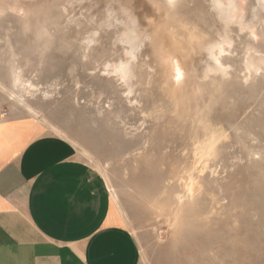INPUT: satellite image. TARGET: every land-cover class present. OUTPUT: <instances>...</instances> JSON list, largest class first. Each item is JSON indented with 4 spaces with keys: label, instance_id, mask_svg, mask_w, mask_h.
I'll use <instances>...</instances> for the list:
<instances>
[{
    "label": "rangeland",
    "instance_id": "1",
    "mask_svg": "<svg viewBox=\"0 0 264 264\" xmlns=\"http://www.w3.org/2000/svg\"><path fill=\"white\" fill-rule=\"evenodd\" d=\"M241 4L229 22L211 0H0L3 115L75 144L144 264H264V0ZM124 9L145 45L132 52ZM190 173L201 190L175 220Z\"/></svg>",
    "mask_w": 264,
    "mask_h": 264
},
{
    "label": "crops",
    "instance_id": "2",
    "mask_svg": "<svg viewBox=\"0 0 264 264\" xmlns=\"http://www.w3.org/2000/svg\"><path fill=\"white\" fill-rule=\"evenodd\" d=\"M116 214L74 143L0 109V264H144Z\"/></svg>",
    "mask_w": 264,
    "mask_h": 264
},
{
    "label": "bare ground",
    "instance_id": "3",
    "mask_svg": "<svg viewBox=\"0 0 264 264\" xmlns=\"http://www.w3.org/2000/svg\"><path fill=\"white\" fill-rule=\"evenodd\" d=\"M168 1H173V0H168ZM211 1H212V5H213L214 9L218 12V15H219V17H220L221 20H225V21H229V22L239 20L238 17H240L241 16V13H242L241 0H211ZM243 1H245V0H242V2ZM253 1L254 0H252V3H253ZM257 1L259 2V1H262V0H257ZM260 3L262 5V2H260ZM262 7H263V5H262ZM258 8L254 7L251 14L252 15L256 14L257 11L259 10ZM122 14H123V19H122L123 22L122 23L126 26V29H127L126 34L124 33L125 35L123 36V39H124V37H125V39L123 41L126 42V44L129 45V48L131 49V52H132L135 48H139L141 44L144 45L142 43L141 38L138 36L139 33H137V30L140 27V22L138 20L137 15L133 11H128V10L124 9ZM141 33H142V31H141ZM223 48L224 47H223V44L221 42H216L214 44H210L205 51H206V53L208 55H210V57H213L214 58V52L216 50L221 51V50H223ZM145 50H147V48L142 51L143 54L146 53ZM128 53H129V51H128ZM133 56H135V55H132V57ZM169 58H171V57H169ZM172 64L175 66V69H177V71H179V72H182L183 71V69H182V64L183 63L181 62L180 59L175 60ZM217 64H219V63H217ZM132 68L133 67L131 65V62H126V63H123L122 62L119 65L114 66L113 71H114V73H116L117 75H119L124 81H127L128 79H131L132 76H133V70H132ZM28 108H29V111L32 114H34V115L37 114L35 112V110L31 109L30 107H28ZM47 124L49 125V123H47ZM180 184L183 186V191L181 193H177V194L174 195L175 196V199H174L175 200V205H173V207H171L168 210L166 209L168 211L169 216L173 217L175 220H178L179 217L181 216L183 204L184 203L185 204L187 203L185 201L190 200V199L193 200V198L196 196V194L200 193V190H201L200 183L198 182L197 178H195L193 176L192 173L183 176L182 181H181Z\"/></svg>",
    "mask_w": 264,
    "mask_h": 264
},
{
    "label": "snow or ice",
    "instance_id": "4",
    "mask_svg": "<svg viewBox=\"0 0 264 264\" xmlns=\"http://www.w3.org/2000/svg\"><path fill=\"white\" fill-rule=\"evenodd\" d=\"M179 78V77H178Z\"/></svg>",
    "mask_w": 264,
    "mask_h": 264
}]
</instances>
